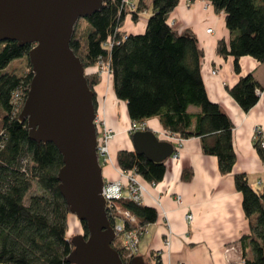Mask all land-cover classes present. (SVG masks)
Instances as JSON below:
<instances>
[{
  "label": "trees",
  "instance_id": "16d2710c",
  "mask_svg": "<svg viewBox=\"0 0 264 264\" xmlns=\"http://www.w3.org/2000/svg\"><path fill=\"white\" fill-rule=\"evenodd\" d=\"M201 1H207L216 13L224 15L230 38L228 42L218 41L217 53L234 58L235 73L241 75L242 57L262 64L264 0ZM152 3L146 29L134 34L125 30V24L128 17L138 24L142 14L150 10L145 0L136 1V10H130L125 0H105L100 11L83 18L86 30L82 37L75 30L71 49L83 62L95 95L101 82L95 68L102 62L112 73L116 98L128 106L131 123L146 124L155 118L171 136L201 139L204 154L218 158L221 174H231L237 160L233 145L235 124L208 96L201 68L204 50L190 30L179 33L169 23L180 0ZM31 48L10 41L0 44V264H73L68 261L74 250L69 236L71 212L59 189L62 154L52 143L30 140L27 122L19 120L34 76L32 65L29 63L23 76L7 72L14 61L29 57ZM260 91L264 88L253 74L242 75L229 88L230 96L245 112L260 102ZM17 94L20 100L16 103ZM96 100L97 95L98 107ZM192 107L197 112H191ZM170 144L175 152V144ZM255 147L264 163L260 139ZM167 160L154 162L135 149H123L117 155L121 171H135L143 182L155 184L165 178ZM192 177V169H185L181 176L185 182H191ZM234 178L251 226V234L241 239L245 264H264V183L255 189L247 175L236 173ZM116 204L136 218L135 224L126 222L124 227L138 231L139 238L149 224L159 219L156 208L127 197ZM110 222L115 228L116 220L112 218ZM81 224L87 236L86 225ZM115 239L113 248L125 264H131L136 256L130 257L121 238ZM151 256L144 258L147 264H163L161 257L154 253Z\"/></svg>",
  "mask_w": 264,
  "mask_h": 264
},
{
  "label": "crops",
  "instance_id": "0c3cea01",
  "mask_svg": "<svg viewBox=\"0 0 264 264\" xmlns=\"http://www.w3.org/2000/svg\"><path fill=\"white\" fill-rule=\"evenodd\" d=\"M180 2L169 22L175 20L179 33L190 30L204 50L201 68L206 90L209 98L219 104L235 124L233 145L237 160L233 173L223 175L218 158L204 154L201 139L184 140L180 159L175 161L169 157L165 178L156 187H149L144 198L143 204L156 208L159 219L149 224L141 237L140 255L147 259L161 252L163 264H245L241 239L251 234V226L243 211L242 194L236 189L234 175H247L255 189L264 183V163L255 147V131L264 133V91L260 102L250 112H245L230 96L229 88L247 74H253L264 88V62L242 57L239 61L241 75H237L234 58H224L217 53L218 41L228 42L230 38L224 15L216 13L211 6L206 8L207 1ZM130 22L125 26L129 33L140 34L146 29L147 20L141 18L138 24ZM210 28L213 33L209 34L207 29ZM108 81L110 87L106 95L105 82ZM97 93L102 100L99 114L117 132L110 145L114 164L104 165L102 170L104 180L113 182L120 178L118 153L123 149L134 151L132 138L127 134L131 120L128 106L114 94L112 76L102 77ZM190 110L197 112L193 107ZM146 126L165 139L162 136L167 132L158 119L148 121ZM185 169L193 170L191 182L181 178ZM189 214L194 215L191 223L186 218ZM167 240L170 246L165 245Z\"/></svg>",
  "mask_w": 264,
  "mask_h": 264
},
{
  "label": "water",
  "instance_id": "95a60500",
  "mask_svg": "<svg viewBox=\"0 0 264 264\" xmlns=\"http://www.w3.org/2000/svg\"><path fill=\"white\" fill-rule=\"evenodd\" d=\"M105 0H0V44L31 45L33 78L19 117L29 138L52 143L63 157L59 189L88 230L73 236V264H125L113 248L116 229L107 215L103 166L98 157L95 92L83 62L71 49L80 20L100 11ZM134 149L154 162L169 159L174 148L150 129L132 137ZM131 264H147L142 255Z\"/></svg>",
  "mask_w": 264,
  "mask_h": 264
},
{
  "label": "built area",
  "instance_id": "2783aa9c",
  "mask_svg": "<svg viewBox=\"0 0 264 264\" xmlns=\"http://www.w3.org/2000/svg\"><path fill=\"white\" fill-rule=\"evenodd\" d=\"M135 0L134 2L130 0H125V4L128 6L130 10H136L137 4ZM210 5L207 4L206 8ZM170 23V22H169ZM207 33H213V29H207ZM126 38V37H125ZM96 72H99L103 76L109 75L112 76V73L109 71V67L106 66V64H103L100 62L97 65V68H95ZM216 74V72H213ZM19 95H16V103L19 101ZM97 120H96V128H97V139H98V157L99 161L105 165H112L114 164L112 153L110 150L111 142L114 140L115 136L117 135V132L114 128L108 125L107 121L104 119V117L100 116V114H97ZM147 130L146 124H137V123H130L129 128L127 129V134L131 137L133 134L137 132H144ZM256 132V140L260 139L262 146L264 147V133L259 131L258 129ZM159 137V136H158ZM165 139L170 142H173L175 144V152L172 154L171 158H173L175 161H178L180 158V152H181V146L183 139L175 136H171L168 133H166V136H162ZM160 138V137H159ZM120 172V178L118 180H115L113 182L105 181V186L103 188L102 194L104 195L106 201H107V215L109 219H115L116 220V235L117 237L121 238L123 241L126 249L130 251L129 256H137L139 249L138 244L140 242V238L138 236V231L135 229L133 230H126V227H124L125 223L128 222L130 224L136 223V218L131 215V213L127 210H122L119 205L116 204L117 200H120L124 197H127L134 201L135 203H143L145 196L147 195V191L149 187H156L157 184L150 183V182H143L139 175L134 172H127V171H121ZM181 197L178 198L180 201ZM187 222L191 223L194 219L193 214H189L186 216ZM166 246H170V241L167 240L165 243ZM157 256H161L160 253H156Z\"/></svg>",
  "mask_w": 264,
  "mask_h": 264
},
{
  "label": "rangeland",
  "instance_id": "374dc122",
  "mask_svg": "<svg viewBox=\"0 0 264 264\" xmlns=\"http://www.w3.org/2000/svg\"><path fill=\"white\" fill-rule=\"evenodd\" d=\"M146 4H148L150 6V10L147 11V13H144L142 14V21L143 20H148L149 19V14L151 13L152 11V0H145ZM131 18L128 17L127 21H126V24L125 26H128L131 22ZM170 25H172V27L174 26L176 28V22L175 20H172L170 21ZM86 28V23L84 20H80L78 22V24L76 25L75 29L78 31V36L79 37H82L84 32H85V29ZM30 68V64H29V58H21V59H18L17 61H14L11 66L8 68L7 72L11 73V74H15L16 76H23L26 74V72L29 70ZM99 73V72H98ZM101 75V81H102V74L99 73ZM217 74V72H216ZM213 73V75H216ZM108 76V75H107ZM104 77V76H103ZM106 83V90L104 91L105 94L107 95L108 94V91L107 89H109L110 87V83L109 81L108 82H105ZM98 87V86H97ZM262 92L260 91L259 92V95L261 94ZM96 95H97V114L99 115V112L101 111V103L100 101L101 100V95H99V93H97V88H96ZM105 95V97H106ZM101 114V112H100ZM103 117V115H100ZM104 119L106 120V118L104 117ZM108 123V122H107ZM172 156V155H171ZM170 156V157H171ZM105 164L102 163V166H104ZM260 187V186H259ZM70 220H69V230H70V237H73V236H76V235H82L84 234V229L82 227V224L81 222L79 221L78 218H76L75 215L73 214H70L69 216ZM116 238H117V235H116ZM140 241H141V238H140ZM140 243V242H139ZM139 255H140V252H139ZM145 260V259H144Z\"/></svg>",
  "mask_w": 264,
  "mask_h": 264
}]
</instances>
